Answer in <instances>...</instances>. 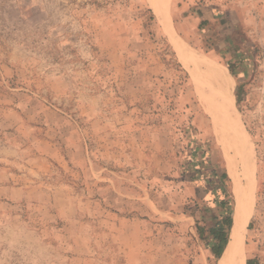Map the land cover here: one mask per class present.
<instances>
[{
	"label": "rangeland",
	"instance_id": "1",
	"mask_svg": "<svg viewBox=\"0 0 264 264\" xmlns=\"http://www.w3.org/2000/svg\"><path fill=\"white\" fill-rule=\"evenodd\" d=\"M166 1L219 76L201 91L221 103L230 80L255 154L246 264H264V0ZM196 148L232 190L214 118L149 0H0V264H218L195 228Z\"/></svg>",
	"mask_w": 264,
	"mask_h": 264
},
{
	"label": "bare ground",
	"instance_id": "2",
	"mask_svg": "<svg viewBox=\"0 0 264 264\" xmlns=\"http://www.w3.org/2000/svg\"><path fill=\"white\" fill-rule=\"evenodd\" d=\"M149 1L175 44L181 61L194 77L199 87V95L214 118L215 132L222 145L226 164L233 178L232 190L235 196L234 225L230 240L218 264H246L244 239L246 231L249 229V221L255 200V154L242 127L232 116L230 80L225 85L230 96L227 94L221 103L213 101L209 94H204L201 91L200 82L206 78V75L210 78L219 79L216 69L210 61L193 49L177 33L168 11L167 1Z\"/></svg>",
	"mask_w": 264,
	"mask_h": 264
},
{
	"label": "trees",
	"instance_id": "3",
	"mask_svg": "<svg viewBox=\"0 0 264 264\" xmlns=\"http://www.w3.org/2000/svg\"><path fill=\"white\" fill-rule=\"evenodd\" d=\"M234 74L232 64H229ZM242 85L236 89L238 103L242 100ZM198 149H192L188 156V163L196 167V180L204 182L205 204L201 215L196 217L195 228L197 234L206 247L211 251L216 261L219 260L229 241L230 232L234 222L233 193L229 188L231 181L224 165L213 164L208 157L198 158ZM203 199V198H202ZM251 228V225H250ZM247 264H257L256 260L249 258Z\"/></svg>",
	"mask_w": 264,
	"mask_h": 264
}]
</instances>
